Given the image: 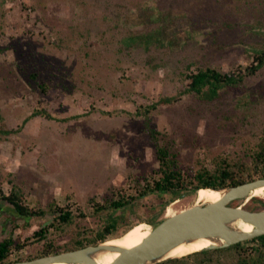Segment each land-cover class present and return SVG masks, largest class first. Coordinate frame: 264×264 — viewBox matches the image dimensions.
I'll return each instance as SVG.
<instances>
[{
  "label": "rangeland",
  "instance_id": "rangeland-1",
  "mask_svg": "<svg viewBox=\"0 0 264 264\" xmlns=\"http://www.w3.org/2000/svg\"><path fill=\"white\" fill-rule=\"evenodd\" d=\"M160 30L161 42L124 44ZM262 51L264 0H0V112L14 131L0 136V193L18 185L46 213L23 229L0 201V242L26 245L10 259L95 239L115 216L107 240L152 227L174 202L176 212L196 204L190 176L222 160L251 165L264 147V68L211 100L186 90L198 69L246 75ZM157 146L178 159L185 194H151L114 212L112 201L160 178ZM57 208L74 216L59 230Z\"/></svg>",
  "mask_w": 264,
  "mask_h": 264
},
{
  "label": "trees",
  "instance_id": "trees-1",
  "mask_svg": "<svg viewBox=\"0 0 264 264\" xmlns=\"http://www.w3.org/2000/svg\"><path fill=\"white\" fill-rule=\"evenodd\" d=\"M157 19L159 15L156 16ZM155 17V18H156ZM165 31L160 30L156 35H148L141 36V38H130L124 42L125 46L129 49L132 46L137 44H141L142 42L147 45L152 44V42L158 41L161 42L165 37ZM264 68V51L261 52V56L258 57V61L252 67H248L247 74L243 75L242 71L239 72H231L228 74H224L222 72L217 71L216 69H198L197 72L190 74L189 79L191 80V84L189 85L186 93H196L198 96H206L209 100L214 99L218 96L221 89L225 87H234V86H242L245 76L254 75L258 70ZM42 91L45 92L46 87H41ZM207 88V92L205 89ZM174 98H163L160 99L154 106H149L145 114L150 110H154L158 106H164L170 104ZM48 100V104H49ZM47 108H44L46 111ZM44 112V115L48 119H51V115H48ZM43 114V113H41ZM104 114V113H103ZM106 115V114H105ZM40 116V113L36 111L33 113L32 117L35 118ZM6 122L3 115L0 112V136H9L14 131L9 130L6 127ZM149 125V124H148ZM148 127V132L149 126ZM153 140H157L155 137L158 134L156 131L151 130L149 133ZM158 159L160 163L159 169L156 171L159 175V179H154V181H150L146 179V183L144 186L139 187L137 181H135V186L137 187V197H131L129 200H125V196L121 195L120 199L117 201H112L109 205V208L113 209L114 212L121 210L131 204L133 200L137 198H143L151 194H171L172 196H176L178 194L184 193L187 190L185 187L187 183L185 182L184 173L181 170L180 163L176 156L174 158L170 157L166 149L157 146ZM253 157V158H252ZM252 161L251 165H247L244 163H234L231 165V162H226L224 160L220 162H216V170L210 172L208 169H202L198 171L195 175L190 176V184H196L193 186L194 191L199 189H226L230 187H235L239 185H243L249 182H253L259 179H264V147H260L257 151L254 152V155L251 156ZM185 194V193H184ZM183 196V195H182ZM27 194L23 191V189L13 184L11 191L8 195H5L3 192L0 193V201L6 202L9 207L10 215L14 216L17 220H23L24 225H22L23 229H27L30 225L31 219L41 218L46 215L45 211L39 208L30 207L28 201ZM259 202L261 206H264V202L260 199L256 198L251 200L247 205L246 209L250 211H258L256 207L250 208L249 204L253 202ZM239 201H236L232 204L233 207L239 206ZM1 210V209H0ZM105 210V208H99L98 211ZM8 211V212H9ZM58 216L55 217L56 225L52 224L51 227L54 229H60L63 225H71L74 221V216L69 209L65 208H57ZM121 216L115 218H110L111 222L106 226L104 231L99 232L95 239H82L76 241L73 245L65 247L62 251L69 252L77 249H82L88 246H96L105 241H107V237L112 234V230L116 229ZM139 224V223H138ZM137 224V225H138ZM19 226V225H16ZM49 231V228L41 229L38 232L34 233V238H38L39 240H43L46 238V235ZM123 235V234H122ZM117 238V237H116ZM114 239V238H112ZM247 244H250V247H246ZM25 244H21L19 241L13 239V237H9L8 239L0 242V264H11L17 261H12L10 257L14 254V251L23 250L25 248ZM60 252L55 251L53 245H50L49 248L42 254L27 258V260H33L36 258L56 255L60 254ZM23 260V261H25ZM231 262V263H229ZM264 264V236L252 239L250 241H246L243 243H239L233 245L229 248L220 249V250H211V251H203L197 252L192 255L183 257L181 259H173L168 260L159 264Z\"/></svg>",
  "mask_w": 264,
  "mask_h": 264
},
{
  "label": "water",
  "instance_id": "water-1",
  "mask_svg": "<svg viewBox=\"0 0 264 264\" xmlns=\"http://www.w3.org/2000/svg\"><path fill=\"white\" fill-rule=\"evenodd\" d=\"M263 185L264 179H259L226 189H212L225 191L218 202L193 206L171 218H165L152 226L150 235L134 249L111 248L99 244L11 264H96L93 256H98L103 251H115L120 254L112 264H158L173 260L167 258L168 255L183 244L210 240L212 245L203 251L229 248L264 236V210L246 209L248 200L253 198L252 193ZM235 201L244 202L240 206H231ZM242 206L244 208H241ZM240 222L252 225L253 230L245 232L239 229L237 224Z\"/></svg>",
  "mask_w": 264,
  "mask_h": 264
},
{
  "label": "bare ground",
  "instance_id": "bare-ground-1",
  "mask_svg": "<svg viewBox=\"0 0 264 264\" xmlns=\"http://www.w3.org/2000/svg\"><path fill=\"white\" fill-rule=\"evenodd\" d=\"M224 192L225 191H214L212 189H200L198 192H196V204L194 206L218 202L223 197ZM252 197V199L248 200L247 204L255 198H264V185L253 192ZM178 203L179 202L176 201L167 208L165 218H171L180 213L176 212L174 209L175 205H177ZM241 208L244 207L242 206ZM237 226L239 227V229L245 232H251L253 230L252 225L245 224L243 222H240L239 224H237ZM151 231L152 227L148 224H138L126 231L123 235L114 239L107 240L101 244L111 248L119 247L123 249H134L141 245V243L150 235ZM210 245H212V242L210 240H201L191 244H183L174 249L167 258H183L203 251ZM119 256L120 254L115 251H103L102 253H99L98 256H93V258H95L93 260L96 262V264H112Z\"/></svg>",
  "mask_w": 264,
  "mask_h": 264
},
{
  "label": "flooded vegetation",
  "instance_id": "flooded-vegetation-1",
  "mask_svg": "<svg viewBox=\"0 0 264 264\" xmlns=\"http://www.w3.org/2000/svg\"><path fill=\"white\" fill-rule=\"evenodd\" d=\"M8 222H10V221H8ZM8 224V223H7Z\"/></svg>",
  "mask_w": 264,
  "mask_h": 264
},
{
  "label": "clouds",
  "instance_id": "clouds-1",
  "mask_svg": "<svg viewBox=\"0 0 264 264\" xmlns=\"http://www.w3.org/2000/svg\"><path fill=\"white\" fill-rule=\"evenodd\" d=\"M240 206V205H239Z\"/></svg>",
  "mask_w": 264,
  "mask_h": 264
}]
</instances>
